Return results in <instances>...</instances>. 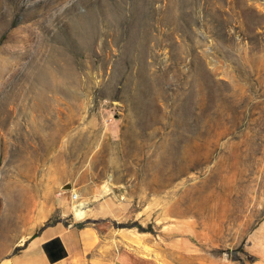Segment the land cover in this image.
Returning a JSON list of instances; mask_svg holds the SVG:
<instances>
[{"label":"rangeland","instance_id":"obj_1","mask_svg":"<svg viewBox=\"0 0 264 264\" xmlns=\"http://www.w3.org/2000/svg\"><path fill=\"white\" fill-rule=\"evenodd\" d=\"M104 243L264 264V0H0V264Z\"/></svg>","mask_w":264,"mask_h":264},{"label":"crops","instance_id":"obj_2","mask_svg":"<svg viewBox=\"0 0 264 264\" xmlns=\"http://www.w3.org/2000/svg\"><path fill=\"white\" fill-rule=\"evenodd\" d=\"M82 229H80L81 231ZM45 233V232H44ZM44 233H42V237L44 235ZM80 232L78 231H75L74 229H71L69 230V232H65L64 231V237L60 236V244L61 246L59 245V248H62V252H63V255L62 257L63 258H67L69 257L70 253L68 251V247H67V244L69 242V240L74 237L76 238L78 236ZM130 235H132V237H134V234L133 233H129ZM53 238H56V234L54 236H51V237H46L45 240H42L41 243H44L45 241H48L49 239H53ZM74 243L71 244V246L73 245ZM93 245H96L97 246V242L94 243V240L91 241V244H89V247H92ZM86 247V246H84ZM113 247V258L112 259H106L102 256L101 254V257H92V258H89L88 259V262L89 263H94V264H132L133 262H138V263H143V262H150L151 260L150 259H154V257H148V256H145L146 258H143V255H140L138 254L137 252L133 253L130 251V249H126L124 247H118V244L117 243H114V244H111V243H104V244H101L99 249H101L102 251L103 250H108L110 248ZM61 257V258H62Z\"/></svg>","mask_w":264,"mask_h":264},{"label":"trees","instance_id":"obj_3","mask_svg":"<svg viewBox=\"0 0 264 264\" xmlns=\"http://www.w3.org/2000/svg\"><path fill=\"white\" fill-rule=\"evenodd\" d=\"M224 26H225V28H226V22H222V23H221V28H222L223 30H224ZM253 28H254V27L246 26V29H253ZM54 241L57 242L58 245L61 246L59 239H55ZM61 249H62V248H61ZM49 255H50V257L52 258L51 254H49ZM61 256H62V255H61ZM61 256H59V257H61Z\"/></svg>","mask_w":264,"mask_h":264},{"label":"built area","instance_id":"obj_4","mask_svg":"<svg viewBox=\"0 0 264 264\" xmlns=\"http://www.w3.org/2000/svg\"><path fill=\"white\" fill-rule=\"evenodd\" d=\"M72 196L75 197V194H73Z\"/></svg>","mask_w":264,"mask_h":264}]
</instances>
